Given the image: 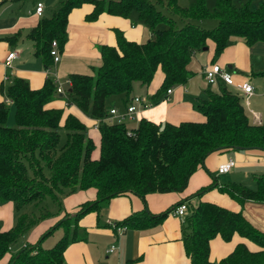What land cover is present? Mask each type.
<instances>
[{
	"label": "trees",
	"instance_id": "trees-1",
	"mask_svg": "<svg viewBox=\"0 0 264 264\" xmlns=\"http://www.w3.org/2000/svg\"><path fill=\"white\" fill-rule=\"evenodd\" d=\"M83 3L92 6L85 16L87 21L100 13L125 18L134 12L150 31V38L134 42L115 31V45L98 47L101 65L93 75L68 74L65 80L69 84L62 95L55 92V82L49 77L37 89L17 77L6 86L0 83V93L4 88L13 106L14 120L13 126L6 125L7 108L0 101V202L11 201L16 211L13 225L0 230V258L40 220L55 215L63 196L87 188L95 190L93 200L82 202L72 214L62 215L34 243L12 252L7 264H66L63 251L79 238L77 220L99 210L110 198L131 193L143 202L148 193L181 192L204 157L213 152L236 150L235 146L264 152V124L251 123L240 96L226 87L219 92L205 90L197 98L194 107L201 121L171 124L140 118L132 127L106 119L110 97L123 95L124 103L129 104L132 89L147 87L157 70L162 80L156 94L184 83L191 74L187 69L191 54L207 47L208 41L213 43V59L231 36L241 37L247 45L263 41L264 0H214L211 10L205 0H194L185 7L177 0H60L51 15L39 18L25 35L44 66L51 62L50 42L54 40L58 51L62 50L67 39V16ZM170 14L180 18L182 24L176 26ZM201 19H214L216 24L203 28L197 23ZM257 74L264 76V70ZM9 79L7 75L5 80ZM56 98L97 120L100 138L96 159L90 158L93 143L85 125L71 114L61 121V109L45 107ZM253 178V189L229 183L218 190L238 204L247 200L264 202V173ZM29 203L33 207L41 205L38 214L21 211ZM186 205L181 243L188 264H264V233L250 225L240 211L207 201ZM167 211L155 215L132 213L114 225L149 227ZM57 228L62 229L61 236L52 246L42 247V239ZM234 233L261 250L250 252L239 243L227 256L211 262L209 241L216 235L228 241Z\"/></svg>",
	"mask_w": 264,
	"mask_h": 264
},
{
	"label": "crops",
	"instance_id": "crops-1",
	"mask_svg": "<svg viewBox=\"0 0 264 264\" xmlns=\"http://www.w3.org/2000/svg\"><path fill=\"white\" fill-rule=\"evenodd\" d=\"M20 1L0 0V83L2 82L3 86L8 85L13 77L22 78L29 88L37 89L48 77L63 82L70 73L93 75V71L101 65L98 47L115 45V31H120L125 39L134 42H143L147 31L150 33L148 28L138 21L134 12L125 18L100 13L93 21H87L85 16L90 13L92 6L83 3L72 9L67 16L65 27L67 39L60 51L58 61L44 66L42 59L34 54L33 42L25 35L30 28L36 25L39 18L44 17L45 8L48 14L45 17H49L56 8L51 10L42 3L41 13L37 15L34 12V6L40 0H33V7L25 11L17 10ZM193 1L190 0L188 3L184 1L185 5H180L179 0L177 3L185 7ZM257 1L259 0H253V2ZM213 4L214 0H212V6L208 7L207 0H205V5L209 10L213 8ZM201 20L198 23H201ZM13 35L16 37L7 39ZM8 52H14L15 57L11 59L10 66H5L3 60ZM213 63L226 69L234 82L247 81L250 83L252 94L247 97V106L243 104L242 97L238 96L241 98L251 123L264 124V76L257 74L264 70V40L247 45L238 36H231L228 45L215 59H213V43L210 41L207 42L205 50L194 51L187 63L190 76L184 83L170 86L169 94L165 91L155 93L162 80V74L158 70L147 87L135 86L128 95L129 99L138 96L151 104L148 108L135 113L131 120H126L125 124L135 127L140 118L155 123L168 122L171 124H177L180 121H201L202 116L194 105L197 98L203 96L205 90L219 92L222 87H226L235 93L233 88L223 85L219 80L210 85L206 84L202 70L204 66ZM7 75L10 77L9 80H5ZM0 101H3L5 105H12L4 95V88L3 93H0ZM107 104L108 109L114 108L118 111H124L128 105L124 103L123 95L110 97ZM45 107L61 109L63 112L61 121L67 114L81 121L86 127L87 137L93 143L90 158L98 157L100 136L97 130V120L85 116L74 105H66L65 101L60 98L53 99ZM6 125L11 126L8 123ZM227 158L235 161L234 166L229 172L216 174L217 165ZM260 173H264V152L255 149H228L205 156L202 165L191 174L186 187L181 192L148 193L144 196L143 202L131 193L112 197L102 204L99 210L88 212L77 220L79 238L64 249L65 263L188 264L181 243V219L172 213V207L180 201H185L188 205L207 201L232 211H240L250 225L264 233V202L247 200L238 204L237 201L218 190L229 183H241L253 189L255 187L253 176ZM220 177L224 178L220 179ZM204 187L209 188L200 191ZM94 198L93 188L77 190L63 196L60 200V210L55 215L40 220L24 237L12 244L9 252L0 258V264H7L10 254L26 243H34L40 234L62 215L72 214L79 204ZM28 207L27 212L31 210ZM167 208L165 217L156 225L125 228L119 235L111 226V223L119 222L132 213L146 211L155 215ZM13 223V203L11 201L0 202V230L9 229ZM46 238L47 236L42 239L41 246ZM239 243H243L250 252L261 250L256 244L237 233H234L228 241L216 235L209 241V260L217 262L227 256ZM111 247L113 249L108 251Z\"/></svg>",
	"mask_w": 264,
	"mask_h": 264
},
{
	"label": "built area",
	"instance_id": "built-area-1",
	"mask_svg": "<svg viewBox=\"0 0 264 264\" xmlns=\"http://www.w3.org/2000/svg\"><path fill=\"white\" fill-rule=\"evenodd\" d=\"M42 3L36 2L34 6V12L39 15L42 10ZM49 55L51 56V62L55 63L58 61L60 52L57 49V44L53 40L50 42L49 47ZM15 57L14 52H8L3 60V64L5 66H10L11 59ZM202 76L206 84L210 85L219 80L222 82L223 85L233 88L235 94L240 95L243 99V104L247 106V97L252 94V86L249 82L243 81L240 83H236L233 81L231 74L226 70L223 69L219 64L213 63L210 65H206L203 67ZM55 82V92L59 95L64 94L65 88H63L61 81L58 79L54 80ZM64 83L67 85L69 84L68 80H65ZM171 92V87H168L165 90L166 94ZM151 103L144 101L142 98L138 96H134L131 99V102L125 107L124 111H118L114 108L108 109V113L106 119L110 122L114 123H125L126 120H131L133 115L137 113L141 109L148 108ZM127 135H130V132H127ZM235 161L232 158H227L225 161L219 163L216 167V174H223L229 172L230 169L234 166ZM173 215L180 218L181 220L187 214V205L185 202L179 203L175 208L172 210ZM111 226L114 227L115 232L119 235L125 228L123 226H115L111 223ZM113 247L109 248L108 251H111Z\"/></svg>",
	"mask_w": 264,
	"mask_h": 264
},
{
	"label": "rangeland",
	"instance_id": "rangeland-1",
	"mask_svg": "<svg viewBox=\"0 0 264 264\" xmlns=\"http://www.w3.org/2000/svg\"><path fill=\"white\" fill-rule=\"evenodd\" d=\"M32 1L33 0H21L19 3H18V6L17 7V10L20 9L21 11H25L26 9H29L31 7H33V4H32ZM185 2H189L190 0H184ZM183 0H179L180 2V5H185V2ZM36 2V1H35ZM34 2V3H35ZM39 2L43 3V5L45 7H49L51 10L52 9H55L57 8L60 0H40ZM179 5V3H177ZM207 6L208 7H211L212 6V0H207ZM166 14H168L165 10H163ZM47 8H45L44 10V17L47 16ZM170 16L174 19V24L176 26H180L182 24V20L180 18H178L176 15L174 14H170ZM202 22L201 23H198L201 27L203 28H212L215 26L216 24V21L213 20V19H202L201 20ZM150 38V33L147 31V34L145 35V38H144V41L148 40ZM62 81V80H60ZM63 88L66 87V84L64 82H61ZM6 108H7V119H6V123H8L9 125L13 126L14 125V120H13V106L12 105H6ZM224 177H220V179H223ZM249 188V187H248ZM49 202V201H48ZM51 203V205L54 206L53 202H49ZM34 204L32 203H29V205L25 206L24 209L22 207L21 211H25L27 212V207L29 208V210L34 214H38V211H39V207L41 206L39 203L36 205V206H32ZM29 211V212H30ZM16 212V211H15ZM15 212H14V215H15ZM61 236V229L60 228H57L55 229L52 234L49 235V237L47 236V238L45 239V241L42 243V247H49V246H52L56 241L57 239ZM16 243L18 242V239L15 241ZM14 242V243H15ZM13 243V244H14Z\"/></svg>",
	"mask_w": 264,
	"mask_h": 264
},
{
	"label": "water",
	"instance_id": "water-1",
	"mask_svg": "<svg viewBox=\"0 0 264 264\" xmlns=\"http://www.w3.org/2000/svg\"><path fill=\"white\" fill-rule=\"evenodd\" d=\"M203 50H205V48H203ZM234 149H236V150H243V148L242 147H239V146H235Z\"/></svg>",
	"mask_w": 264,
	"mask_h": 264
}]
</instances>
